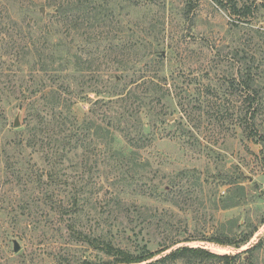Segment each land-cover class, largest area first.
Returning a JSON list of instances; mask_svg holds the SVG:
<instances>
[{
  "label": "rangeland",
  "instance_id": "1",
  "mask_svg": "<svg viewBox=\"0 0 264 264\" xmlns=\"http://www.w3.org/2000/svg\"><path fill=\"white\" fill-rule=\"evenodd\" d=\"M82 1L86 6L76 10L77 14L81 19L89 10L96 15L97 21L91 22L93 31L112 29L123 40L145 46L142 53L158 51L166 56L161 76L159 65L154 62L147 72L132 70L127 82L146 75L166 77L174 96L165 102L171 105L170 112L174 111L167 116L166 125L151 126L142 113L144 131L151 136L154 131V136L151 144L139 152L152 167L148 175L152 182L148 184L155 183L166 190V184L173 181L170 201L125 194L122 199L126 204L114 205L107 200L108 194H99L93 202L99 207L98 215L91 217L89 223L85 217L84 222L100 227V234L117 237L134 228L136 233L148 225L137 239L143 237L141 243L147 242L152 251L163 245L164 226L180 240L242 237L256 229L240 249L195 240L180 243L161 256L180 246L204 247L216 254H235L251 248L264 236V145L257 138H249L239 125L235 113L244 104L235 81L245 72L247 61H254V87L263 98L257 122L264 133V0ZM233 4L249 8L251 14L244 17L233 13ZM51 5L53 0H0V264H52L49 259L35 257L43 249L42 230L31 229L33 221L56 220L54 214L52 218L46 215L42 192L45 186L34 178L36 171L45 167L40 161L44 146L48 147L44 142L53 134L41 127L38 141L28 146L29 141L33 142L35 126L27 127L31 117H27L26 108L35 99L33 93L39 96L45 85L51 86L47 90L56 88L63 92L64 86L59 78L33 84L31 65L19 49L24 45L19 37L25 38L26 26L37 21L34 7L51 15ZM55 67L63 69L65 65ZM86 81L83 78L81 82ZM73 90L75 94L80 92V88ZM66 95L77 102L73 113L79 121L101 98L94 94L87 100ZM102 115L98 112L97 119ZM115 146L127 148L119 135L115 136ZM92 167V175L83 179L93 181L103 193L111 191L110 179L114 176ZM78 173L81 176L83 171ZM180 173L187 175L183 181L185 192L181 193ZM108 203L110 207H104ZM160 219V227L156 228ZM14 242L19 246L18 252H14ZM22 255L26 256L24 261ZM172 264L187 263L179 260ZM248 264H264V248Z\"/></svg>",
  "mask_w": 264,
  "mask_h": 264
},
{
  "label": "trees",
  "instance_id": "2",
  "mask_svg": "<svg viewBox=\"0 0 264 264\" xmlns=\"http://www.w3.org/2000/svg\"><path fill=\"white\" fill-rule=\"evenodd\" d=\"M85 6L82 0H53L51 15L42 14L34 7L37 21L26 26L24 39L19 37L21 43L24 42L19 49L23 50V57L31 65L33 84L46 80L55 82L59 78L64 86L63 92L56 88L47 90L51 86L45 85L39 91V96L33 93L35 99L29 101L26 108L27 117H31L27 127L35 126L31 134L33 142L29 141L28 146H34L38 141L41 127L53 134L49 139L47 136V142H44L48 147L44 146V157L40 161L45 163V167L36 171L34 178L45 186L42 192L46 215L52 218L54 214L56 220L32 222V232L42 230L40 247L43 249L42 252L38 250L40 253H36L35 257L49 259L52 264H172L179 260L187 264H248L254 259L255 253L264 248V236L251 248L235 254H216L204 247L191 246H180L164 256L161 254L180 243L195 240L240 249L250 241L256 229L242 237L222 235L180 240L164 226L161 231L166 233L163 245L152 251L147 242L141 243L142 239L145 240L143 237L137 239L148 225L136 233L134 228L129 230L130 233L127 231L117 237V234L112 233L100 234V227L84 222L85 217L89 223L91 217L98 215L99 207L94 206L93 202L99 194H108L109 203L124 205L126 203L122 196L125 194L170 201L169 196L174 193L173 181L166 184V190H161L155 183L148 184L152 182L148 176L152 167L139 153L151 144L154 136V131L152 136L144 131L142 113L145 112L153 124L151 126L166 125L167 116L173 115L174 111L170 112L171 105L165 104L174 99L168 78L146 75L138 81L127 82L132 70L147 72L154 62L159 65L158 75L161 76L166 56L158 51L149 55L142 53L145 46L123 40L112 29L93 31L91 22L96 20V15L89 10L92 7L89 5V11H86L83 19L76 11ZM231 10L244 17L251 14L249 8H238L235 4ZM13 38L18 43V39ZM97 43L99 45L95 47ZM84 57L86 62L83 61ZM245 60L249 58L245 57ZM253 63L247 61L245 72L235 81L244 104V108L235 115H238L239 125L248 137L257 138L264 145V133L260 132L257 122L261 113L260 100L263 98L254 87L256 75L253 73ZM56 64L65 67L58 69ZM36 66L41 67L37 70ZM83 78L87 80L86 83L81 82ZM74 88H80V92L75 94ZM66 94L86 100L91 94L101 98L93 102V107L79 121L73 113L77 102ZM176 105L179 109V103ZM98 112H102L103 119H97ZM116 135L123 138L126 149L115 146ZM91 163L97 171L103 170L114 176L110 179L111 191L103 193L93 181L83 179V176L92 175ZM81 171L83 173L80 176L78 172ZM180 174L179 193L185 192L183 181L187 176L186 173ZM109 203L104 207H110ZM154 214H159L158 210ZM161 220L156 228L160 227ZM157 256L161 257L155 259ZM22 257L24 261L26 256Z\"/></svg>",
  "mask_w": 264,
  "mask_h": 264
},
{
  "label": "water",
  "instance_id": "3",
  "mask_svg": "<svg viewBox=\"0 0 264 264\" xmlns=\"http://www.w3.org/2000/svg\"><path fill=\"white\" fill-rule=\"evenodd\" d=\"M42 12H43V10H42ZM18 250H19L18 244H17V242H14V252H18Z\"/></svg>",
  "mask_w": 264,
  "mask_h": 264
}]
</instances>
